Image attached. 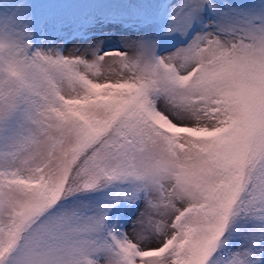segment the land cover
Masks as SVG:
<instances>
[{
    "label": "snow or ice",
    "instance_id": "obj_1",
    "mask_svg": "<svg viewBox=\"0 0 264 264\" xmlns=\"http://www.w3.org/2000/svg\"><path fill=\"white\" fill-rule=\"evenodd\" d=\"M0 264H264V0H0Z\"/></svg>",
    "mask_w": 264,
    "mask_h": 264
},
{
    "label": "rangeland",
    "instance_id": "obj_2",
    "mask_svg": "<svg viewBox=\"0 0 264 264\" xmlns=\"http://www.w3.org/2000/svg\"><path fill=\"white\" fill-rule=\"evenodd\" d=\"M33 2H38V0H33ZM251 2L255 3V2H257V0H251ZM69 47H71V46L69 45Z\"/></svg>",
    "mask_w": 264,
    "mask_h": 264
}]
</instances>
